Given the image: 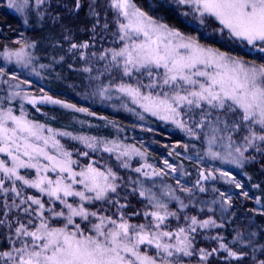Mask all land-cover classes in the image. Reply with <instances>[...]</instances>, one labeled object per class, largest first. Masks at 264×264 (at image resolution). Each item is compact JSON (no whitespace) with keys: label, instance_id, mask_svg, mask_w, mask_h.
Instances as JSON below:
<instances>
[{"label":"snow or ice","instance_id":"6c2138e0","mask_svg":"<svg viewBox=\"0 0 264 264\" xmlns=\"http://www.w3.org/2000/svg\"><path fill=\"white\" fill-rule=\"evenodd\" d=\"M177 2L202 18H214L220 30H227L230 37L247 41L249 45L259 41L260 50L264 51V0ZM8 7H16L15 0H8ZM112 7L122 18L117 20L122 46L118 50H110L112 65L120 69L124 77H137L135 86L121 83L115 91L130 97L143 111L162 120H170L191 135L195 132L191 127L186 128L185 118L193 120L196 127H207L211 132L210 145L217 134L224 132L228 135L220 138H226L229 141L227 147L231 149L234 144L232 133H246L243 135L244 149H234L241 159L249 146L257 150L264 146V65L246 64L202 47L194 38L152 20L132 0H112ZM13 55L17 63L24 62L27 66V61L23 60V48L7 53L8 57ZM141 77H146L147 83H143L139 79ZM15 87L19 88V85ZM108 91L104 88L99 94L105 97ZM44 99L55 104L62 103L51 100V97ZM29 102L35 103L33 100ZM63 106L78 112L86 111L71 104ZM197 115L199 119L195 120ZM57 135L79 140L91 151L102 149L112 153L121 147L115 142L102 144L95 138L54 133L53 129L26 119L23 112L15 116L11 109L7 112L0 110V153L11 161L9 167L4 160H0V173L3 174L0 176V192L5 196L11 192L20 197L21 190L16 186V181H19L47 196L50 205L46 208L41 198L31 195L21 199L19 204L13 200L18 209L28 205L22 210L29 218L27 223L17 220L15 239L9 237L12 249L0 252V260L4 264H183L181 257L193 255L189 233L196 231L198 223L200 227H207L214 221L198 222L196 217H192L187 228L178 226L175 231L170 230L169 219L179 220L180 217L170 211L167 203L158 198L151 188L142 189L139 193L151 207L143 213L145 223L132 224L123 213L114 219L90 210L86 205L112 202L109 194L117 192L118 177L111 168L101 170L95 162L77 170L74 166L78 161L73 159V152L56 139ZM257 141L260 143L257 144ZM81 154L88 156V152ZM128 155V149L124 148L117 159ZM212 155L215 158L219 153ZM228 155L231 156L232 151ZM236 162L239 163V160ZM165 164L176 172V168L167 161ZM124 167L127 168L128 164L125 163ZM19 169H34L35 179L21 175ZM135 171L140 172L141 169ZM49 173H53L54 178ZM201 176L204 177L203 172ZM5 180L12 182L10 187H5ZM237 187L241 185L237 184ZM181 191L189 192L190 189L181 188ZM162 195L175 199L171 190ZM32 205L36 207L32 208ZM180 205L184 207L182 201ZM5 207L11 205L5 201ZM132 215L140 213L133 212ZM4 216L7 217L8 213L5 212ZM54 221L62 226H55ZM4 224L5 221L0 220V225ZM6 226L12 228L11 223ZM200 251L201 259L211 255L203 249ZM229 255L235 256L236 253L229 252ZM258 264H264V259Z\"/></svg>","mask_w":264,"mask_h":264},{"label":"trees","instance_id":"16d2710c","mask_svg":"<svg viewBox=\"0 0 264 264\" xmlns=\"http://www.w3.org/2000/svg\"><path fill=\"white\" fill-rule=\"evenodd\" d=\"M30 10L27 12L26 23L24 24V46H28L32 53V62L39 68V86L44 90L45 94L51 95L61 100L74 105L75 108L86 109L85 112L75 111L74 108L39 105L34 108L29 106L31 112V119L47 125L55 130H63L76 137L95 138L97 141L103 143L115 142L122 148L129 150L139 149L143 155L140 159H136L129 169H124L118 159L114 155L103 152L102 149L98 152L99 163L111 168V170L118 177L116 183L118 185L117 192L110 194L112 202H96L90 209L93 211L103 212L109 216L117 215L120 205H126L122 208L123 214L129 219V222L138 224L144 219L143 213L151 210L145 197L139 195L141 189L138 187L139 181H159L166 183L170 177L164 175L159 169L161 165V156L168 158V162L176 168L178 176L189 182L190 185L196 189V182L200 178V173L196 169V165L184 158L182 155H175L170 149L164 147L167 134H172L177 138H183L184 134L179 129L168 131L166 128H161L158 120L155 119L154 125L158 128L159 133H151L143 130L137 126L139 114L132 113V104L130 102H123L122 99L116 101L112 98L103 99L97 94L103 89L105 79L92 80L90 79L89 70L85 66L88 65L90 58L86 53V49H81L85 41L90 44L93 41L92 33L95 31H103L101 36L106 37L105 42H112L117 30V19L112 15V11H108L106 15L107 25H103V30L96 28L93 13V6L104 4V0H28ZM157 0H136L137 4L146 12H154L155 14L167 17L170 19L172 11L167 8L166 3ZM176 14V13H175ZM11 16V17H10ZM184 18V17H183ZM12 15H8L5 10H0V55H4L6 49L3 40L7 41L9 36L3 34L6 26L11 23ZM209 30L205 27L201 29V35L207 33L214 35L211 39L218 42L226 49L233 47L234 42L226 38L225 32H219L217 24L212 21L208 25ZM98 27V26H97ZM99 28V27H98ZM215 30V31H214ZM103 37V38H104ZM219 38L225 39L223 44ZM72 43H78L79 47L74 49L71 47ZM26 44V45H25ZM99 48V46H97ZM93 47L88 48L90 51ZM89 50L87 51L89 54ZM259 59H264V51L259 54ZM89 56V55H88ZM253 59L259 62V59ZM115 77V73L111 74ZM94 95V96H93ZM145 118L149 119L145 115ZM161 131V132H160ZM145 142H142V139ZM81 144L79 141L71 140L70 148L80 150ZM181 152H186L183 148ZM152 151V152H151ZM95 157V155H94ZM156 158V159H155ZM246 164L237 172L251 187L255 198L258 199V204L264 210V146L260 150H253L247 153ZM88 162V159L86 160ZM122 162V161H121ZM144 162V165L142 164ZM151 167H148V166ZM140 168L137 172L135 169ZM228 172L236 174L234 169L227 167ZM147 173L148 175H144ZM159 173V174H156ZM170 182V181H169ZM207 184L208 193L206 196L210 197L213 189L228 188L222 180L216 178L211 185ZM175 191V192H174ZM172 191L173 194L185 196L183 192L177 189ZM216 191V190H215ZM196 194V192L194 193ZM205 197V195H203ZM214 198V196H212ZM6 197L0 194V220H4L5 224L0 225V252L10 251L11 236L14 239V231L17 221L14 219L15 212L11 207H5ZM184 203L191 200L189 196L182 198ZM215 199V198H214ZM118 201L119 203H115ZM11 199L7 204L11 203ZM170 211L176 212L177 215H184L180 213L181 207L176 202L169 204ZM8 216L5 217L4 213ZM133 212L140 213V215H132ZM190 212H197V207L192 206ZM208 212V211H207ZM222 209L218 208V215L208 212L206 217L215 216L214 220L217 222L219 233L225 236L226 246L236 251L240 258L232 260H222L220 258L209 257L201 261V264H258L259 259L256 258L257 247L264 243V232L259 231V226L255 224L251 228H244L251 225V222L264 224V212H257L248 210L245 216L249 222H240L238 218L232 215L229 210H226L225 216L221 214ZM222 217V218H221ZM223 217L225 219L223 220ZM20 221L27 223V216ZM203 218H205L203 216ZM202 218V219H203ZM184 220V217H182ZM12 224L9 229L6 225ZM54 224L59 222H53ZM238 227V228H237ZM239 228H243L248 234H258L254 245L240 246L236 243ZM249 240L254 238L249 237ZM255 252V253H254ZM256 254V255H255ZM258 256V255H257ZM222 257H225L223 254ZM205 262V263H204ZM0 264H4L0 260Z\"/></svg>","mask_w":264,"mask_h":264},{"label":"rangeland","instance_id":"374dc122","mask_svg":"<svg viewBox=\"0 0 264 264\" xmlns=\"http://www.w3.org/2000/svg\"><path fill=\"white\" fill-rule=\"evenodd\" d=\"M157 1L159 2L163 0H157ZM164 2L166 3L167 8L171 9L172 11L170 19H168L167 17L159 16L154 12H151L152 10L146 12L140 7V5L137 4L136 0H132V3L135 4L137 8H139L152 20H154L159 24L166 25L169 29L177 30L186 37L194 38L202 47L211 48L213 50L219 51L221 53L228 55L229 57L241 60L246 64L256 65V66L264 65V59L258 58L260 56L259 54L263 52L260 50L261 45L259 41H257L255 45H249L247 41H242L230 37L227 30L221 31L218 21H216L214 18L207 16L202 18L197 13L191 11L187 6L180 5L177 2V0H165ZM15 4L16 7L9 8L8 0H0V10L2 9L5 10L8 15L11 14L12 18H14L10 20L11 23H9L6 26L5 31H3V34L9 36V38L7 39V41L3 40V43H5L6 45L5 46L6 49L4 50V55H0V73H2L0 74V110H2L3 112H7L9 109H11L12 114L15 116H20L21 113L23 112L26 119L39 123L30 118L32 114L30 112L29 106H32L34 108L38 107L39 105L64 107L63 106L64 104H71V103L67 102L66 100H61L56 97H52L51 95L45 94L44 90L40 88L39 68L32 62L33 60L32 53L30 52L28 46H24V41H23L24 40L23 23H26L25 19H27L26 15L27 12L30 10V4L28 0H15ZM108 11L110 12L112 11L113 13L112 15H114L115 19L117 20L118 18L122 19L118 16L117 10L112 7V0H104V4L93 6L94 17L96 18L94 26H96L97 29L103 30L102 24L103 25L108 24L105 15L108 13ZM185 13H187V15ZM210 21L218 25L217 29L219 32L226 33V38L234 42L235 44L234 48L231 47L226 49L225 46H221L218 42L211 40L214 39L213 38L214 35H208L207 33L201 35V29L203 27L209 30L208 26L205 25H208ZM115 22L117 23L116 20ZM103 33H104L103 31L93 32L92 43L90 44L89 42L85 41L84 44H82L81 46V49H86V53H83V56L85 57L87 55V57L90 58L88 65L85 66L89 70V73L91 74L90 79L100 80V81H103L104 79L106 80L103 89L108 88L109 91L105 94V97L103 99H107L108 97H111L116 101L122 99L121 101L123 102H127V103L130 102L133 106L132 109H130V111L132 113L139 114L138 117L139 119L137 120L138 122L136 124L138 127H140L143 130L150 131L151 133L153 132L159 133L157 130L158 128L154 125L155 119L159 121L161 128H166L168 131H173V129L175 131L179 129L181 133L184 134L183 138L179 139L175 137V135L173 136L172 134H167V139L165 140V143L163 145L166 149H170L172 152H175V155H182L184 158L188 159L189 161H192L197 166L196 169L200 173V178L196 182V189H194L189 182H186L184 179L178 176L177 172H172L170 169H168L165 164V161H167L168 158L161 156V160H160L161 165L159 169H161V172L164 175L169 176L170 180H167L166 183H161L158 180L138 182V187L141 190L151 188V190L156 194L158 198L164 200L167 203L168 208H169V204L172 202H176L179 207H181L180 202L181 201L183 202L184 207L180 209V213L184 215H180V216L177 215L178 217H180L179 220L175 218L169 219L167 223L170 230L175 231L178 226L187 228L188 225L190 224L192 217H196L198 222H203L205 220L214 221V223H210L207 227H200L198 223V225L196 226V231L189 233V239L192 241L191 250L193 251V255L189 257H181V259L183 260V264H201V261H204L209 257L220 258L222 260H232V259L240 258L241 255H239L236 251L226 246L225 243L226 238L225 236H223V234L219 233L220 227L217 225V222L214 220L215 216H211L210 214L209 217H206V213L211 211V213H215L218 215L217 212L219 208V210L222 209L221 212L222 216H225L226 214L225 212L228 209L233 216H235L240 220V222L246 223L249 222V220L245 216V213H247L248 210H252V211L257 210V212H264L262 207L258 204V199L255 198L254 193L251 191L252 187L237 173L240 172L241 168L247 163L246 162L247 153H250L251 151L257 148L254 146H249L247 151L244 152V158L241 159L239 158V154L236 153L234 149L235 147H241L242 150L244 149L246 145L243 141V135L246 133H242V132L232 133L234 144L232 145L231 149L227 147L229 141L226 138L225 139L220 138L222 136L226 137L228 135V133H224V132H220L219 134H217L216 140L210 145L209 139L211 136V132L207 127L203 129L196 127L193 120H188L187 118H185L187 120L186 128L191 127L195 132V135H191L186 129H181L177 127L170 120H162L158 116H153L149 112L143 111V109L140 108L139 104L132 102L130 97L124 95L123 93H119L115 91L116 87L121 83L131 84L135 86L137 84V77H133V78L124 77L122 75L121 70L115 68L112 65L110 50L113 49L118 50L122 46L121 42L119 41L118 25H117V30L115 31L116 34H114L113 36V38L116 40L110 43L105 42L106 37L101 36ZM219 41H221L223 44H226L224 42L225 39L223 38H219ZM73 44L76 45L74 49H77L79 47L78 43H72L71 47ZM83 45H87V47H84ZM97 46H99V48ZM91 47L93 48L90 51L88 48ZM21 48L24 49L25 56L23 57V60L27 61V66H25L24 62L17 63V58L14 55L11 57L7 56V53H14L20 51ZM88 50H89V54L87 52ZM102 55L105 56L104 59L100 58ZM256 58L259 59V62L253 60ZM113 73H115V77L111 76V74ZM13 77H15V79H13ZM139 79H141L143 83H147L146 77H141ZM16 85H19V88L15 87ZM142 91L146 92L147 89H142ZM17 92H19L20 95H15V93ZM99 93L100 91L98 92L97 95L101 97ZM44 97H51V100L61 101L62 103L55 104L52 103L51 101L45 100ZM30 100L35 101V103H30L29 102ZM144 114L147 115L148 117H151L150 120L148 118L146 119ZM194 119L198 120L199 116L198 115L195 116ZM45 128L47 129L51 127L45 125ZM53 132L60 133L66 131L53 129ZM45 134L48 135L49 133L45 132ZM56 139H58L67 150L73 152V159L78 161L77 165L74 166L76 167L77 170H80V168L92 162H95V166L100 167L101 170L108 169V167L107 166L105 167L103 163L102 164L99 163V158H98L99 150L91 151L88 148H86L84 144L79 140H75V141H79V143L81 144L82 147L80 150L70 148V141L73 139L69 136L57 135ZM141 139L142 142H145L143 138ZM256 143L259 144L260 142L257 141ZM180 148L181 149L183 148L184 150H186V152H181ZM123 149L124 148L120 147L115 151H113L112 153H108V154L114 155L115 158L117 159V156L119 155L120 151ZM49 150L51 151V149ZM229 151H232L231 156L228 155ZM83 152H88V156L82 155L81 153ZM140 153L141 151L139 149L137 150L135 149V151L133 149L129 150V155L121 156L118 159V161L122 165L127 163L128 167L127 168L124 167V169H129L132 166L133 162L136 161V159H140L139 157ZM212 153H219V156L214 158ZM87 159L88 162H86ZM0 160H4L7 166L9 167L11 166V161L5 154L0 153ZM237 160H239V163L236 162ZM167 163L171 164L168 161ZM142 164L144 165V162H142ZM228 166L234 169V172H236V174H232L227 170H225L227 169ZM19 172L21 175H24L26 176V178L29 179H35L36 177V173L34 169H19ZM202 172L204 173V177L206 178L201 176ZM209 173H211V175H209ZM222 173H227V175H222ZM2 175L3 174L0 173V176ZM49 175L53 176L54 178L53 173H49ZM216 178H219L220 180L225 182L228 188L213 189V191L210 193V197H208L206 196V194L208 193L207 191L208 189L207 187L205 189V186L210 183L209 186H211V188H214L213 185L211 184ZM11 184H12L11 181L5 180L6 188L10 187ZM237 184L241 185V187H237ZM16 186L18 189L21 190L20 197H15V194L11 192H8L7 196H5L2 192H0L2 196L6 197L5 201L8 202V200L11 199L12 202L9 205H11L13 212L16 213L14 216V219L16 221L18 219L20 220L21 216H22L21 220L24 219L23 217H25L26 214L23 212L22 208L27 207L28 205H23L18 209L15 205H13V200L16 201V204H19V201L21 199H24L27 196L31 195L41 198L45 202L46 208L50 206L47 203L48 201L47 196H42L35 189L28 188L19 181H16ZM181 188H187L190 189V191L189 192L181 191ZM200 188H204V191H200ZM175 189H177L179 192H183L185 196L181 197L176 193L175 194L172 193V196L175 197V199H172L162 195V193L166 191L171 190L172 192ZM195 192L196 194H194ZM245 193H247V195H245ZM203 195H205V197H203ZM186 196H189L191 200L187 203H184V200L182 198ZM212 196H214L215 199ZM92 205L93 204H88L86 205V207L90 209ZM192 206L197 207V212H190ZM35 207H36L35 205H32V208ZM121 213L123 212H122V208L120 207L118 209L117 215L111 217L115 219ZM99 214L106 215L103 212H99ZM203 216L205 218H203ZM182 217H184V220H182ZM142 218L144 219V217ZM76 219L77 222H80L79 218ZM224 219L225 217H223V220ZM145 222L146 221L143 220L140 223H145ZM255 224L259 226L260 232L261 231L264 232L263 223L259 224L257 222H251V225H247L244 228H251ZM54 225L62 226L61 223H56ZM17 226L18 225L16 224V227ZM81 226L84 227V224L82 223ZM258 226L255 225L256 229ZM88 227L90 228L91 225H88ZM13 231L15 232V229H13ZM246 233L247 232L243 228H239L238 230L239 238H236L235 240L236 243L242 247L246 245L253 246L256 239H258V234L254 233L250 236ZM249 237L251 238L253 237L254 240H249L250 239ZM14 239H15V234H14ZM172 242L174 243L175 241ZM221 245H224V247L222 248ZM11 246H13L12 242H11ZM201 249H203L205 253H211V255H207L206 259H201V251H200ZM229 252H234L236 253V255L230 256ZM223 254L225 255V257H222ZM257 255L256 258L259 259L257 260L258 262L264 259V243L263 245L257 247Z\"/></svg>","mask_w":264,"mask_h":264}]
</instances>
